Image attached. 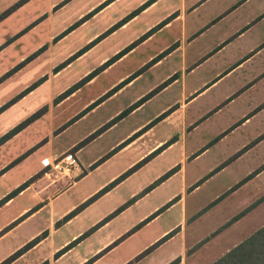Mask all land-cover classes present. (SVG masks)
Instances as JSON below:
<instances>
[{"label": "crops", "instance_id": "0c3cea01", "mask_svg": "<svg viewBox=\"0 0 264 264\" xmlns=\"http://www.w3.org/2000/svg\"><path fill=\"white\" fill-rule=\"evenodd\" d=\"M72 2L51 1L13 45ZM74 16L0 69L2 88L46 42L98 24L66 66L51 56L0 99V120L17 110L0 140L40 113L0 143V264L219 263L264 230V0H87ZM105 46L98 65L34 97Z\"/></svg>", "mask_w": 264, "mask_h": 264}, {"label": "rangeland", "instance_id": "374dc122", "mask_svg": "<svg viewBox=\"0 0 264 264\" xmlns=\"http://www.w3.org/2000/svg\"><path fill=\"white\" fill-rule=\"evenodd\" d=\"M51 1L58 2V4L56 5V7L58 8L70 0H0V43H1V46L6 45L5 46L6 50L0 53V65H2L0 66V69L1 67L4 66L3 63H5L6 65L8 61H14L15 59H18L20 53H22L23 51L24 52L29 51L31 47H33L34 45H37V43H39L43 39H46L45 36H47V34L51 30H55L59 32L61 31L64 25H69V22L71 21L72 16L73 15L76 16V13H79V11L83 9L87 0H74V2H72L69 5V7H67L62 12L55 15V19L53 22H45V24L40 25L38 30H35L34 33L32 34L29 33L21 41H17L13 45V43L15 42V37L17 35L21 34L23 31H25L29 27L36 25V23L48 17V14H46L47 13L46 12L45 15H43L42 17H40L39 19L31 23V21H33L36 17H38L46 9H48L49 3ZM22 6H24V8L20 9ZM28 22H30L31 24L26 27L25 25ZM77 25H75V27ZM97 27H98V24L92 23V25L88 29L79 30L77 33H74L73 35H71V37L68 40L62 42L58 46L54 45V43L56 42L54 43L46 42L45 43L46 47L44 48V50L45 49L48 50V52L46 53L47 55L43 59L37 61L32 67H29L28 69H26L20 76L16 78L13 77L10 80H8L4 84V86L0 88V99L1 98L2 99L11 98V96H14L15 89L17 91V88H19V85L21 83H25L27 81H30L36 78L39 72L42 71V68L45 67L46 64L48 65V60L51 58V56H52V59L57 63L58 68L61 69L64 66H66V64L69 62V59H67L63 63L60 61L66 56L67 52L75 48L77 45L82 44L86 38L92 35L96 30H98ZM17 30L19 31L16 32ZM64 32H62L58 36L63 35ZM85 32L88 33L87 36H85ZM90 47H92V45L86 46L83 50H81V54L87 51ZM105 49H106V46L101 47L100 49L92 52L88 58H86L85 60L81 62L76 63V65L73 68H71L69 71L67 70L64 71L58 80H56L55 82H52L53 84L52 83L47 84L45 88H43L34 97L40 98V96H44L45 94L47 96V94H49L52 91V89L55 91V93L59 92L67 83H71L72 80L79 78L86 70H88L89 67L92 68L93 65L94 66L98 65L101 53ZM73 60H74L73 58L70 59V61H73ZM106 66L107 65L98 68L94 72L93 71L90 72L88 74L89 76L87 75L84 78H82L80 81H78L77 83L73 84L69 89H67L65 92L59 95V97L57 98V101H61L62 99H65L69 94H71V92L76 91L79 88H83L86 85V83L94 75L102 71L103 68ZM94 89H95V85H92L89 88H86L80 95H78L70 103H77V101H80L81 99H85L87 96H90L93 92H95ZM21 92H19L18 94H20ZM18 94H16V96ZM16 112L17 110H12L2 120L4 119L8 120L9 118L14 117ZM2 120H0V124ZM65 140L66 139L60 140L56 145L65 144ZM20 203L21 201L18 204ZM10 211L13 212L14 208H11ZM44 216L45 214H43V216L37 220L38 224H41L43 222L41 221V219H44L45 218ZM27 226H24L21 230L19 229L15 233V235H19L20 237L27 235V230L25 229ZM15 235L10 236L7 240L4 241L6 246H8L14 240H16L14 239Z\"/></svg>", "mask_w": 264, "mask_h": 264}, {"label": "trees", "instance_id": "16d2710c", "mask_svg": "<svg viewBox=\"0 0 264 264\" xmlns=\"http://www.w3.org/2000/svg\"><path fill=\"white\" fill-rule=\"evenodd\" d=\"M39 114L40 113L35 115L33 118L28 120L26 123L22 124L20 127L14 129L8 136L0 140V143L3 140L7 139L8 137L14 135L21 129H23L24 126H26L28 123L36 119L37 116H39ZM26 186H27V183L21 186L18 190H16L9 197L16 195L17 193L25 189ZM9 197H7L4 201L8 200ZM31 246L32 244H29L28 246L24 248V250L29 249ZM217 264H264V230L258 232L257 234L249 238L247 241H245L239 247L234 249L231 253H229L224 259H222Z\"/></svg>", "mask_w": 264, "mask_h": 264}, {"label": "built area", "instance_id": "2783aa9c", "mask_svg": "<svg viewBox=\"0 0 264 264\" xmlns=\"http://www.w3.org/2000/svg\"><path fill=\"white\" fill-rule=\"evenodd\" d=\"M66 159H67V161H68V164H70V165H73V164L75 163V159H74L72 156H68ZM44 166H46V167H47V166H49V167H52V166H53V168H54L56 171H58V172H63V171H64V168L61 166L60 163L54 166L53 164L49 163L48 160H46V161L44 162Z\"/></svg>", "mask_w": 264, "mask_h": 264}]
</instances>
